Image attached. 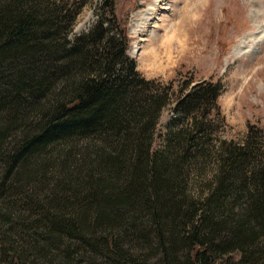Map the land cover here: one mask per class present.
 <instances>
[{"label": "trees", "instance_id": "obj_1", "mask_svg": "<svg viewBox=\"0 0 264 264\" xmlns=\"http://www.w3.org/2000/svg\"><path fill=\"white\" fill-rule=\"evenodd\" d=\"M81 9L0 0V215L27 187L41 204L19 241L0 228V264L50 254L64 264H264V127L216 143L188 112L220 95L208 81L176 102L193 126L153 150L170 85L141 74L114 16L98 13L71 39ZM56 151L65 159L51 179ZM211 161L214 184L190 195L192 172ZM141 248L151 253L137 256ZM157 253L163 262L152 261Z\"/></svg>", "mask_w": 264, "mask_h": 264}, {"label": "rangeland", "instance_id": "obj_2", "mask_svg": "<svg viewBox=\"0 0 264 264\" xmlns=\"http://www.w3.org/2000/svg\"><path fill=\"white\" fill-rule=\"evenodd\" d=\"M60 3L69 8L82 5L71 39L87 32L100 12L127 25L131 41L128 55L137 69L148 79L161 80V88L170 85L171 99L162 111L153 150L166 146L165 135L171 131L190 129V122L193 126L192 118L178 112L175 105L181 96L195 92L197 84L208 81L221 86L220 95L215 100L205 99L197 109L188 112L203 118L205 129L216 138V143L221 139L245 140L250 125L264 127V0H60ZM258 141L259 147L264 148L263 135ZM53 155L55 165L47 174L51 179L57 177L56 164L65 159L58 151ZM216 166L211 161L200 175L192 172L187 182L190 195H207L208 187L214 184ZM3 171L0 165V176ZM36 195L35 188L27 187L25 196L15 197L0 215V220L10 216L0 228L2 232L8 231L7 235H12L15 241L25 237L22 230L28 228L27 220L33 222L38 218L35 215L40 213L41 204L32 206V199L36 203L37 197L40 198ZM28 196L32 199H27ZM45 197L42 193V202ZM5 201L0 200V205ZM149 252L141 248L136 255L143 257ZM54 258L50 254L46 261L38 262L37 257L31 256L29 261L64 264ZM161 260L162 255L157 253L152 261ZM106 261L101 256L96 263Z\"/></svg>", "mask_w": 264, "mask_h": 264}, {"label": "bare ground", "instance_id": "obj_3", "mask_svg": "<svg viewBox=\"0 0 264 264\" xmlns=\"http://www.w3.org/2000/svg\"><path fill=\"white\" fill-rule=\"evenodd\" d=\"M240 48V47H239Z\"/></svg>", "mask_w": 264, "mask_h": 264}]
</instances>
